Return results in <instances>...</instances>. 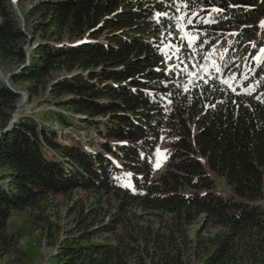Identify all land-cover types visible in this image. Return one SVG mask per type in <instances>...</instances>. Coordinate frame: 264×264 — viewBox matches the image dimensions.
<instances>
[{
  "label": "trees",
  "instance_id": "1",
  "mask_svg": "<svg viewBox=\"0 0 264 264\" xmlns=\"http://www.w3.org/2000/svg\"><path fill=\"white\" fill-rule=\"evenodd\" d=\"M16 2L22 16L0 0L10 81L30 100L47 88L98 141L63 143L27 115L6 131L22 96L0 78V256L27 211L61 239L52 264H264V0ZM164 132L173 151L155 175Z\"/></svg>",
  "mask_w": 264,
  "mask_h": 264
},
{
  "label": "rangeland",
  "instance_id": "2",
  "mask_svg": "<svg viewBox=\"0 0 264 264\" xmlns=\"http://www.w3.org/2000/svg\"><path fill=\"white\" fill-rule=\"evenodd\" d=\"M14 1L16 2V0H12L13 5ZM29 5L30 2H24L25 8L29 7ZM15 10L19 16H22L19 6L18 9L15 8ZM180 18V23L182 25L181 27H183V29H181L182 39H184L191 47H193L195 36L190 29L185 27L187 21L184 19L186 18L184 17V9L181 10ZM164 48L167 51L166 55L168 59H176V62H180L179 56L177 54L179 47L176 45V43L173 47H171L170 44H167ZM18 68L20 69L16 63H3L0 61V78H2V80L5 82L7 80L6 84L12 89H16V91L22 96L15 111L17 112V118L23 115L34 118L41 124L50 126L51 128L57 130V138L59 141L63 143H75L76 140V143H80L88 151L93 152L96 149V142L98 141L96 132L90 128H82L79 122L75 124L72 123L71 118H69L72 116L71 112L57 105L55 101L49 96V91L47 88L41 89L40 93L35 95V97L30 100L26 91V82L20 81V83L13 85L10 81V77L13 73L18 71ZM207 69L196 66L192 70V76H194V78L197 80L199 77H205V71L207 72L209 70ZM57 75L59 74H54V77H57ZM52 112L65 113L68 124L62 128L56 119L48 118ZM172 151L173 146L171 143V137L167 136V134L164 132V134L161 136L159 145L151 155V162L155 175L160 174L165 169L166 163L170 160V154ZM218 186L221 188L224 186L222 180L218 181ZM62 202H64V200ZM66 204L68 203L65 201V204L62 205V207H60L58 210L64 211ZM61 224L62 226H65L63 221H61ZM196 228L197 226L192 230V234H194V230ZM10 231L16 234L17 243L9 253L0 256V264H52L53 257L57 251V247L61 239H59L60 237H57L56 239H53L54 241H52V239H49V237L45 235L43 229H40V227L36 224L32 225V217L30 212H15L10 219Z\"/></svg>",
  "mask_w": 264,
  "mask_h": 264
},
{
  "label": "snow or ice",
  "instance_id": "3",
  "mask_svg": "<svg viewBox=\"0 0 264 264\" xmlns=\"http://www.w3.org/2000/svg\"><path fill=\"white\" fill-rule=\"evenodd\" d=\"M213 11L220 12V11H222V10H220V9H213ZM188 23H189V24L192 23V20H191L190 18L188 19ZM260 52H261V53H264V48H261V49H260ZM254 59H257V60H264V56L254 57ZM219 70H220V69L217 68V71H219ZM244 78L247 79L246 76H245ZM233 90H235V89H233Z\"/></svg>",
  "mask_w": 264,
  "mask_h": 264
},
{
  "label": "water",
  "instance_id": "4",
  "mask_svg": "<svg viewBox=\"0 0 264 264\" xmlns=\"http://www.w3.org/2000/svg\"><path fill=\"white\" fill-rule=\"evenodd\" d=\"M14 6H15L16 9H18V5H17V3H16L15 1H14ZM6 82H7V80H6ZM16 119H17V112H15V113L13 114V118H12V120L10 121L9 125L7 126L6 131L9 130V129L13 126V124H14L15 121H16Z\"/></svg>",
  "mask_w": 264,
  "mask_h": 264
}]
</instances>
